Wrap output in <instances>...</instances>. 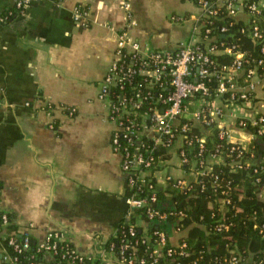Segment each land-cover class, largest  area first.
Instances as JSON below:
<instances>
[{
  "label": "crops",
  "instance_id": "obj_1",
  "mask_svg": "<svg viewBox=\"0 0 264 264\" xmlns=\"http://www.w3.org/2000/svg\"><path fill=\"white\" fill-rule=\"evenodd\" d=\"M15 2L0 0V15L14 10ZM78 6L89 11L86 25L74 17ZM174 9L184 11L171 15L180 21L167 20ZM199 15L189 0H44L0 22V211L11 215L15 229L39 243L51 231L65 232L84 258L75 264H116L108 246L131 219L149 235L153 222L128 201L122 157L111 144L115 125L99 92L116 60L119 33L128 32L145 52L173 51L181 41L200 40ZM255 95L248 120L264 109V87ZM241 111L228 110L221 123L233 140L248 144L252 131L235 127ZM178 148L160 147L154 173L159 191L169 177L198 179L184 171ZM165 228L170 243L179 244L184 231L172 222Z\"/></svg>",
  "mask_w": 264,
  "mask_h": 264
},
{
  "label": "built area",
  "instance_id": "obj_2",
  "mask_svg": "<svg viewBox=\"0 0 264 264\" xmlns=\"http://www.w3.org/2000/svg\"><path fill=\"white\" fill-rule=\"evenodd\" d=\"M41 1L44 0H16L14 10L1 14L0 22L11 20L13 16L24 15L31 5ZM189 1L195 2L200 8L197 19L200 40L191 38L181 41L173 51L157 49L145 52L140 43L128 32L119 33L116 40V60L108 69L99 92L100 99L107 103L109 119L115 125L111 144L122 157L121 168L131 189L128 201L133 211L143 209L142 214L149 220L157 217L169 221L177 214L176 211L163 210L159 207L157 195L159 189L154 173L160 161V156L156 157L160 147L169 148L179 143L177 156L181 166L185 172L197 174L198 179L196 181L172 177L169 179L176 181V186L189 188L190 183L209 176L213 163H225L226 156L219 148L210 158H204L206 127L218 128L220 138H228L230 142L237 144L232 146L231 151H238V157L244 156L252 141L258 142L261 136L264 137V109L256 113L251 120L245 116L246 112L257 107L255 95L257 87L259 85L264 87V60H257L256 65L249 66L244 71L242 68L249 63L246 53L236 46L227 47L224 51L235 56L233 64L210 71L206 66L210 62L209 54L217 53L219 50L216 45H210L208 42L203 47L199 45L203 40L202 27H205L201 22L206 18L218 17L222 10L234 19L244 20L249 26L251 36L257 41H263L264 0ZM240 13H245L247 19H239ZM88 15V9L79 6L75 8L74 17L80 24L88 23ZM170 19L180 21L177 16H171ZM221 30L226 31L227 27L223 26ZM209 32L210 28H207L206 33ZM207 34L204 38L208 37ZM262 51L264 52V44ZM259 68L263 69L262 73L258 71ZM212 78L217 81L214 95L210 94L207 84ZM234 107L242 109L241 114L237 116L236 128L244 130L249 128V125L259 126L257 132L249 128L253 138L248 144L233 140L229 129L222 126L221 119ZM48 108L51 112L54 110L53 106L48 105ZM67 109L74 115V108ZM192 126L201 127L203 134L189 137L188 131ZM121 139L125 140V145ZM196 147L199 159L193 161L189 155ZM188 165L189 169H185ZM260 181L261 178L256 179V182ZM145 190L150 192V196L141 195ZM222 202L230 203V200L223 199ZM182 215V211L178 212V217ZM11 224V215L0 211V242L4 241L5 248L3 263L36 264L34 260L30 263H23L20 260L19 254L30 248L31 236L27 232L11 227ZM128 225L129 230L125 231L128 236L125 235L121 239L116 264H148L146 257L138 255V246L141 242L150 241V236L144 235L142 241L134 240L136 226L133 223ZM227 228L224 223L216 226L217 230ZM154 235L157 237L151 255L155 257V261L166 255L184 253L187 244L183 239L177 245H169L166 231L156 230ZM67 241L70 242L65 232L60 230L49 232L45 241L38 242L39 250L45 251L44 260H49L47 257L57 260L59 244ZM110 250L115 252L113 243ZM70 253L68 261L64 264L83 261V256L76 252L75 247ZM66 255L67 252L61 253L60 257L64 258ZM227 260L229 264L241 263V258L234 250L230 251Z\"/></svg>",
  "mask_w": 264,
  "mask_h": 264
},
{
  "label": "trees",
  "instance_id": "obj_3",
  "mask_svg": "<svg viewBox=\"0 0 264 264\" xmlns=\"http://www.w3.org/2000/svg\"><path fill=\"white\" fill-rule=\"evenodd\" d=\"M201 23L205 27H202L203 40L199 45L203 47L208 42L210 45H216L219 50L209 54L210 62L206 66L210 71L233 64L235 56L224 51L227 47L236 46L246 53L249 63L242 68L244 71L247 67L256 65L257 60H264V40L254 39L244 20L234 19L222 10L218 17L206 18ZM223 26L227 27L226 31L221 30ZM207 28H210L208 34ZM206 34L208 37L204 38ZM258 71L262 73L263 69L259 68ZM216 83L214 78L207 81L211 95L215 94ZM248 127L253 132H257L259 128L258 125ZM206 128L210 132L204 142V158H210L219 148L226 156L225 163H213L209 176L190 183L189 188L176 186V181L169 179L167 188L158 192L159 207L176 211L177 214L169 221L157 217L150 220L153 222L149 232L150 241L141 242L138 246V255L146 257L148 264H229L227 258L231 250L241 258L240 264H264V137L261 136L258 142L252 141L244 156L238 157V151H231L232 146L237 144L230 142L228 138H220L218 128ZM202 134L201 127L197 126H192L188 131L189 137ZM121 141L123 145L126 144L124 139ZM197 153L198 147L189 157L197 161ZM229 154L231 156H228ZM159 156L160 152H157L156 157ZM247 162L251 164L248 165ZM230 163L234 165L231 166ZM188 167L189 165L185 169H189ZM257 178H261V181L256 182ZM167 194L171 196L168 197ZM141 195L150 196V192L145 190ZM223 199H229L230 203L223 204ZM180 211L183 215L178 217ZM136 212L144 216L143 209ZM129 222L132 223V219ZM167 222H172L176 228L184 231L182 239L187 246L182 254L178 252L172 256L166 255L155 261V257L151 255L157 237L154 232L166 231ZM221 223L226 224L228 228L217 230L216 226ZM128 224L120 225L109 243V248L114 244L116 255H119L117 253L121 239L125 235L128 236L125 233L129 230ZM14 226L11 224V227ZM135 230V236L131 238L142 241L145 234L140 227H135ZM73 248V243L69 241L59 244L57 260H44V249L39 250L38 242L31 237L30 248L19 254V258L23 263L34 260L36 264H64ZM66 252V257L61 258L60 254Z\"/></svg>",
  "mask_w": 264,
  "mask_h": 264
},
{
  "label": "rangeland",
  "instance_id": "obj_4",
  "mask_svg": "<svg viewBox=\"0 0 264 264\" xmlns=\"http://www.w3.org/2000/svg\"><path fill=\"white\" fill-rule=\"evenodd\" d=\"M164 4H165V2L163 1V4L161 5V8H163L164 7ZM182 12H184V11H179V10H177V9H174L173 11H171V12H169L168 14H167V20L169 19L168 17H171V15H173V14H180V13H182ZM184 14V13H183ZM183 14H180V15H183ZM151 17L152 18H155L156 16L155 15H151Z\"/></svg>",
  "mask_w": 264,
  "mask_h": 264
}]
</instances>
